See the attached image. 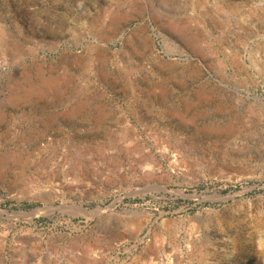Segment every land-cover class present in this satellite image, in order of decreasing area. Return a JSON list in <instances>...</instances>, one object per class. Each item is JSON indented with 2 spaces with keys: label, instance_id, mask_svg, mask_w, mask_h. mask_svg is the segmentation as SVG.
<instances>
[{
  "label": "rangeland",
  "instance_id": "1",
  "mask_svg": "<svg viewBox=\"0 0 264 264\" xmlns=\"http://www.w3.org/2000/svg\"><path fill=\"white\" fill-rule=\"evenodd\" d=\"M0 264H264V0H0Z\"/></svg>",
  "mask_w": 264,
  "mask_h": 264
}]
</instances>
